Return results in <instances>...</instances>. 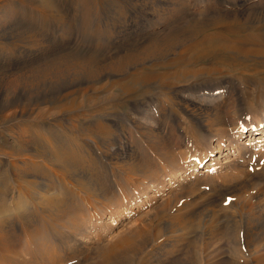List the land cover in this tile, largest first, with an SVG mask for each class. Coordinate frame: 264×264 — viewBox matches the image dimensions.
Wrapping results in <instances>:
<instances>
[{"label": "rangeland", "instance_id": "1", "mask_svg": "<svg viewBox=\"0 0 264 264\" xmlns=\"http://www.w3.org/2000/svg\"><path fill=\"white\" fill-rule=\"evenodd\" d=\"M55 1L58 7H36L11 1L14 12L9 27L14 23L15 28L26 34L20 38H0V107H6L7 102L11 107L25 109L37 96L43 97L45 106L50 108L76 104L79 92L70 93L76 88H70V80L75 76L65 73V62L70 59L82 61L86 66L85 73L89 74L88 77L85 73L76 74L78 81H94L111 69L123 72L116 78V83L113 82L116 97L104 101L100 109L86 108L63 114L60 121L53 122L63 128L60 134L68 132L70 138L82 143V138L86 137L95 141L71 151L63 149L75 174L88 176L86 183L84 180L80 183L85 184L84 191L88 195L77 190L66 195L73 204L65 205V216L70 219L65 225H72L74 232H79L77 225L90 214L94 221L103 217L104 224L109 223L110 218L102 205L107 203L115 208L117 191L113 188L119 183L124 185L125 177H148L147 169H140L135 162L148 169L152 167L146 158L151 156L156 160L153 142L161 139L175 142L180 129L192 139L197 154H201L202 130L193 117L198 113L193 112L195 108L188 97L195 95L202 86L216 85L229 96L241 95L249 113L262 108L264 0ZM178 34H181L182 43L172 50L171 45ZM151 45L158 47L149 48ZM159 45L164 55L127 70L129 62L161 53ZM147 48L152 51H146ZM30 67L32 72L26 77L12 76V73ZM9 70L11 74L7 72ZM4 71L7 74H2ZM141 75L146 76L144 82L139 81ZM157 76H162L160 82H157ZM61 77L68 83L64 87ZM0 115L4 122L0 144L18 147L15 139L6 135L10 133L6 130H10L14 125L12 122H18V119L4 121L5 117ZM128 121L134 123L137 130L130 128ZM74 124H78L77 127ZM147 128L153 131L150 140L144 134ZM43 134L38 130L35 139L29 138V146H25L38 156L33 159L38 161L37 165L28 166L30 169L26 172L33 176L40 172L39 175L49 177L54 186L58 184L57 177L55 180L52 175L56 169L50 166L47 153L59 138L54 134L47 137ZM248 138L244 137L242 141ZM69 141L66 139L67 143ZM173 145L171 149L174 150ZM261 147L254 154L256 157L252 156L255 160L264 158V144ZM224 151L227 153L226 148H221L218 155ZM120 154H126L127 158H120ZM40 157L47 161L41 166L38 164L43 161ZM19 158L0 161V177L5 175L3 170L17 169L18 165L12 161ZM195 171H204V167ZM1 181L0 184L7 185L9 180L3 178ZM213 183L201 181L187 185L182 194H198L197 200L217 195L219 209L203 208L198 218L189 221L174 214L182 203L174 208L177 203L173 197H167L168 194L155 192L157 199L152 201L145 195L141 197L142 205H132L133 211L125 218L119 216L114 228L95 241L97 244L91 252H84L67 264H264V213L250 214L248 205L253 204L246 202L243 193L223 194L227 191L225 185L220 181ZM164 201H169V205L154 211ZM82 209L84 212L77 213ZM121 238L124 240L120 241ZM54 248L53 245L50 250ZM54 257L59 260L60 255Z\"/></svg>", "mask_w": 264, "mask_h": 264}, {"label": "bare ground", "instance_id": "2", "mask_svg": "<svg viewBox=\"0 0 264 264\" xmlns=\"http://www.w3.org/2000/svg\"><path fill=\"white\" fill-rule=\"evenodd\" d=\"M11 1L14 0H0V38L4 40L12 37L20 38L26 34V31L15 28L14 23L13 27H9V23L13 22L12 13L14 12ZM18 1L36 7H58L55 0ZM174 38L173 45H171L172 50L173 47L177 48L182 43L181 34L176 35ZM154 47L156 45L149 46V48ZM159 50H161L159 54L129 62L126 67L127 70L140 63L160 58L161 55H164L161 45H159ZM146 51L151 52L152 50L147 48ZM65 63L67 69H65L66 72H63L68 73L70 76H75V78L70 80V88H76L75 90L72 89L73 91L70 90V93L79 92L76 94L78 95L76 104L70 107L50 108L45 106L46 101L43 97L37 96L32 99L33 101L30 104L35 107L29 106L25 109L23 107L17 109L19 107H11L12 105L7 102L5 103L6 107L4 105L0 107V113L6 119L4 121H16L18 119V122H12L14 125L10 130L9 128L6 130L10 131L6 135L15 139L16 144L21 147L19 148L17 145L18 147L13 146V148L9 143H6L7 145L0 144V161L6 162L7 160L9 162L11 157H20L18 160L13 159L12 161L18 165L17 169L15 168L12 172L3 170L4 172H2L5 175L2 176L1 174L0 177L1 180L3 178L9 180L7 185L4 183L6 186L0 184V264H29L32 262L42 264L41 262L43 261L48 264H67L84 252H91L92 248L97 244L95 241L100 237H104V234L114 228L119 216L127 217L133 211L132 205L137 204V207H139V204L143 201L141 197L146 195L147 199L152 201L157 199L155 192L158 193L159 191L162 194H168L167 197H170V199L173 197L172 200L177 203L174 208L178 206L179 202L182 203L181 206L175 209L174 214L181 215V217L189 221L194 220L199 217L201 213L199 211L203 208L213 210L220 208L218 203L219 196L217 195L197 200L199 198L198 194H190L188 196L182 194L186 190L187 185L201 181H213L214 183L220 181L227 189V191H223V194L243 193L245 195L246 202L253 204L248 205L250 214L255 212L264 213V201L260 203L264 199V158L254 159L256 157L254 154L264 144V104L258 112L249 113L245 108L241 95L234 93L229 96L224 90H219L218 88L220 87L209 85L204 86V88L202 86L195 95L188 97L189 102L195 108L193 112L198 113L193 115V117L202 130L200 143L203 151L200 152L201 154H197L198 151L194 149L192 139L181 133L180 129L175 142L162 141V139L153 142L152 148L154 150L153 153L157 155L156 160L151 159V156L146 158V162L152 167L148 169L143 164L140 166L138 162H135L140 169H147L149 172L148 177L144 179L130 175L125 177L124 185L119 183L118 187L113 188V190L117 191V194L114 192L116 197L115 208L107 203L102 205L103 209L107 211V218H110L109 223L105 225L102 220L103 217L94 221L91 219L90 214L88 218H84L77 225V227H80L79 232H74L71 229L73 228L72 225H65L70 220L65 216V211L67 210L65 205L69 204L68 206H70L73 204L66 195L76 190L86 194L84 191L85 184L82 186L80 183L81 180L86 183L88 176H77L75 174L73 164L71 165L70 158L65 157L67 153L65 152L66 155H64L63 149L66 148L71 151V149L73 150L79 145H89L95 143V141L84 136L86 139L82 138L84 140L82 143L77 139L70 138L68 132L60 134L63 128L53 122L60 121V116L63 114L86 108L95 109V111L100 109L104 101L116 97L117 94L114 92L115 86L113 82L116 83L115 81L123 72L111 69L110 72L101 73L97 79L94 78V81H88L90 79L78 81L76 74L83 75L86 71V66L82 65V61L75 59L67 60ZM31 70L32 67L14 73L10 70L7 72L12 73V76L16 78L19 76L26 77L27 73L32 72ZM7 72L4 71L2 74H7ZM84 76L88 77L89 74L85 73ZM102 78L104 79L102 80ZM161 78L162 76L158 77L157 82H160ZM61 79L64 80V82H61L63 87L68 84L66 79L63 77ZM145 79L146 76H139V81L144 82ZM91 92L95 94L92 95ZM232 96L235 97L230 101ZM141 118H144V115ZM19 119H23V121ZM64 122L67 123L68 121ZM45 123L49 124L46 126ZM128 124L130 128L137 130V126L134 123L128 121ZM3 125L4 122L0 118V130H2ZM53 125L54 128L52 127ZM38 130L42 131L45 137L54 134L59 138L58 141L56 140L51 144L50 151L47 153L48 157L50 156V166L56 169V171H52V175L55 180L57 177L56 181L58 183L54 186L48 180L49 177H41L40 172V175L36 172L37 174L35 173L34 176L26 172L30 169L28 166H35L38 162L33 160L38 159V156H34L30 149L27 150V147H25L29 146V138L33 137L35 139V133ZM152 132L148 128L145 130L144 134L149 140ZM64 134L65 136H63ZM244 137L249 138L247 141H242ZM66 139L70 140L69 144ZM73 141L75 142L72 143ZM172 145L178 150L174 152L175 149H171ZM223 147L226 148L227 153L224 151L219 156L218 152ZM180 148L183 149L181 150ZM112 149L110 146V150ZM262 155H264V151ZM62 158V161L58 160ZM120 158H127V155L120 154ZM40 159L42 158L40 157ZM129 159L134 161L132 158ZM45 162L47 161H39L38 164L41 166ZM199 167H204V171L196 172L195 170ZM46 173L44 172V174ZM30 176L33 178L27 180ZM1 180L0 183H3ZM74 184H76V187ZM85 190L87 192L86 188ZM149 192L151 193L148 194ZM184 196L186 197L183 199ZM180 199H183V202ZM169 203V201L159 203L154 211L162 210ZM86 205L90 207L91 204L87 202ZM51 206H54V208L52 209ZM45 210L48 212L43 215L42 213L46 212ZM82 212H84V209L79 210L77 213ZM83 215L85 217L86 212ZM20 219L23 222H20ZM91 227L94 228L90 230ZM119 240L123 241L124 238ZM53 245L55 248L50 250ZM57 252L60 255L59 260L54 257L55 255L58 256ZM102 252H105L104 249Z\"/></svg>", "mask_w": 264, "mask_h": 264}]
</instances>
